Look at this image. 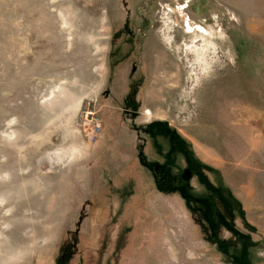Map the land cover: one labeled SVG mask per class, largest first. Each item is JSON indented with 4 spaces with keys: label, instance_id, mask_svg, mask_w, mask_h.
<instances>
[{
    "label": "rangeland",
    "instance_id": "rangeland-1",
    "mask_svg": "<svg viewBox=\"0 0 264 264\" xmlns=\"http://www.w3.org/2000/svg\"><path fill=\"white\" fill-rule=\"evenodd\" d=\"M0 264H264V0H0Z\"/></svg>",
    "mask_w": 264,
    "mask_h": 264
}]
</instances>
